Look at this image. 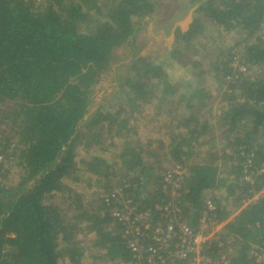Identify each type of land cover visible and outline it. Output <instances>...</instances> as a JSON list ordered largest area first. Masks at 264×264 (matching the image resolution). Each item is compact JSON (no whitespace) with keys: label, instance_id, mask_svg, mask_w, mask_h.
<instances>
[{"label":"trees","instance_id":"obj_1","mask_svg":"<svg viewBox=\"0 0 264 264\" xmlns=\"http://www.w3.org/2000/svg\"><path fill=\"white\" fill-rule=\"evenodd\" d=\"M175 4L194 9L187 29L176 22ZM158 10L165 17L159 27L175 38L161 41L156 53L146 48L158 40L145 23ZM211 27L243 35L240 58L233 47L198 48L215 39ZM115 52L119 64L112 66ZM177 68L190 77L181 87L171 77ZM107 72L123 80L122 102L132 109L153 102L157 109L171 103L183 109L179 117L163 109L174 130L168 157L184 168L182 179L175 178L183 221L206 233L222 225L205 255L259 264L251 251L264 248V0H0V264H128L134 252L113 209L124 200L157 218L165 213L157 204L170 206L168 169L152 167L147 157L154 153L146 150L161 151L164 142L144 146L134 139L132 116L102 109L90 115L93 89ZM212 87L220 107L204 115L216 96ZM87 125L133 140H124L117 154L119 173L108 149L118 148L116 141L105 146L98 140L103 133L90 135L82 183L91 189L102 181L104 194L84 203L64 182L79 181L76 140ZM202 152L203 162H195ZM9 160L18 171L10 185L4 183ZM60 194L74 206L70 217L54 201ZM95 248L99 255L88 258Z\"/></svg>","mask_w":264,"mask_h":264},{"label":"rangeland","instance_id":"obj_2","mask_svg":"<svg viewBox=\"0 0 264 264\" xmlns=\"http://www.w3.org/2000/svg\"><path fill=\"white\" fill-rule=\"evenodd\" d=\"M177 5V8L175 9V12L178 11V8L180 9V12L177 14L178 16H176L174 13L173 16H176V22H179L181 25L186 23L187 17L190 16L191 21L188 23L189 24L192 23L193 21V17H195V13L193 12L194 9H188L187 6L185 5H180V4H175L174 6ZM158 16H156V18H152V19H148L146 21V30L153 34L154 37L157 38L158 42L157 43H152L151 41H146V48L148 50H153L156 51V53H158L159 51L161 52L162 50V42L161 41H170L173 42L175 35L174 33L172 34L171 31H165V29H162L159 27V24H161L162 21L165 20L164 15H162L160 13V10H158ZM170 14V15H172ZM161 15V16H160ZM168 15V14H165ZM168 15V16H170ZM209 30L215 31L217 32L213 27L209 28ZM217 32L215 34V39H206L204 41H201L198 48L201 49V51L203 53L206 52H210V53H214V52H220L221 50H227V49H232L233 47V53L238 54L236 55L235 59L240 58V48L237 47L238 44L241 43L243 35L236 33V32H229V33H225L223 31ZM172 38V39H170ZM240 47H242V45H240ZM144 51V50H143ZM117 54L118 52H115L116 57L112 60L111 64L113 65H118V59L117 58ZM146 55V54H145ZM184 61V60H183ZM183 63V62H182ZM125 66L126 64H122L119 65L117 67V73L118 75L123 74L125 72ZM171 77L174 78L177 83L178 86H182L183 83H185L187 80H189V73L182 69V68H177L175 69L172 74ZM206 80L208 82H210L211 84V80H209V76H206ZM116 76L110 72H107L103 78L100 80L99 84L93 89V105L90 109V115H92L96 110L98 109H102V110H114L115 112L119 113L120 118H123L125 115L126 116H132L131 121L129 120L130 124L132 125V127H134L135 130H133V132L137 135L136 138L134 137V139H140V141L142 142V144L144 146H146L149 141L151 140V142L153 141H162L164 142L165 146L163 148V150L161 151H155V149L157 148H151V147H146V150L150 149L151 153H154L151 157H147L148 163L154 167V168H160V169H169L175 162H172V160L169 159L168 157V151H169V142L170 140H172V136H169L168 133L169 132H174V130L168 129L167 128V122H166V113L164 112V110H168L171 111L173 116L175 117H179L182 115L183 109L179 108L175 103L174 104H169L165 107H162V109H157V105L155 102L150 103V104H145L143 106H140V108L138 109H132L129 105L125 104V102H122V98H121V93H120V86L121 83L123 82V80L118 79V77L116 78ZM192 78V77H191ZM194 81V80H193ZM197 81V80H195ZM194 86V85H193ZM215 87H217V84L215 85ZM209 92L211 91L213 93V97L216 95L214 88L212 87L211 89L209 88L208 90ZM125 100V99H124ZM198 107L201 109V114H202V105ZM197 107V108H198ZM220 107V96H215L214 99L208 103L204 109V115H207L209 109L212 110V114H215L217 109ZM164 109V110H163ZM141 112V113H137V112ZM125 114V115H124ZM184 115V114H183ZM128 117V118H129ZM165 117V118H164ZM170 117H168L169 119ZM167 119V120H168ZM148 121V127H142L143 122ZM2 128V127H0ZM4 130H6L5 128H3ZM2 130V132L4 133V137H8L11 136V133ZM98 127L95 126H81L79 128V135L83 136L82 139H80L78 137V139L76 140V144H78V152L76 154V160H77V168H79L78 170H81L80 172H76V174H72L74 175L75 178H77L79 181L75 182L73 181V177H68L65 182L64 185L70 188H73L76 191H80V193L83 194V201L84 203H88L90 202L93 198H97L98 196H100L101 194H104V187H102V181L99 182V184L94 185V187H92L91 189H87L84 185V183H82L85 180V177L82 175V171H83V164L85 162H87V158H91V152L88 151L89 147L87 146V140L90 137L91 134L94 133H98ZM103 133V130L99 131V135H101ZM126 132H123V134ZM116 133L112 132V133H103L100 138H98V140L104 144L105 146H108V144L115 142L116 141V147H109L108 149H111V152L113 154V167L114 170H116L117 172H121V162H117L119 159L117 158V154L120 150L123 149L124 146V140H126V142H130L131 139L129 136H127L126 138L124 136L122 137H116L115 136ZM130 135H133V133H130ZM133 138V137H132ZM14 141V139H13ZM116 148V149H115ZM1 149V148H0ZM10 154V153H9ZM163 154L165 156H163ZM204 156H206V154H204L202 152L201 155H199L194 161L197 163L203 162V158ZM4 157H6L4 155ZM7 158V157H6ZM9 162H11V160H9ZM13 162V163H12ZM12 164H7L6 166L8 167V169L12 171V173H9L10 175L7 176V179L4 181L5 184H15L16 180L18 179V171L17 169L13 166L15 164L14 161H12ZM17 163V161H16ZM6 166L2 167L5 168ZM81 173V174H80ZM83 184V185H81ZM92 184V182H91ZM105 188L108 186V184L104 185ZM93 192L95 194H99V195H92ZM62 194H60L58 197H55L54 201L62 208V210H64V214L68 215L67 217H70V215L73 214V208L74 206L70 203V201L68 203H65V200L61 197ZM180 196V194H176V198H178ZM78 201H76L75 203H77ZM73 203V202H72ZM72 205V208H71ZM99 250L97 248L92 249L89 251V253L87 254V257L89 258L90 256H94L96 254H98ZM87 262H93L91 259H87ZM60 264H68L67 262H61ZM99 264V263H97Z\"/></svg>","mask_w":264,"mask_h":264},{"label":"built area","instance_id":"obj_3","mask_svg":"<svg viewBox=\"0 0 264 264\" xmlns=\"http://www.w3.org/2000/svg\"><path fill=\"white\" fill-rule=\"evenodd\" d=\"M236 66L244 70L243 65L238 62ZM1 159L2 157L0 161ZM183 174L184 168L179 164H173L168 169L166 181L171 189V203L164 208L158 204L155 206L157 211L165 212L157 218L150 209L130 208L124 200L119 201L121 209H113L114 215L122 219L123 238L128 240V246L134 252V261L128 264H230L226 255L210 259L204 253L222 225L206 233L204 229L198 232L193 230L183 221L179 209L183 194L180 192L178 180L175 179ZM176 194L180 196L176 198ZM208 208L213 210V204L208 202ZM251 254L257 263L264 264V248H255Z\"/></svg>","mask_w":264,"mask_h":264},{"label":"water","instance_id":"obj_4","mask_svg":"<svg viewBox=\"0 0 264 264\" xmlns=\"http://www.w3.org/2000/svg\"><path fill=\"white\" fill-rule=\"evenodd\" d=\"M190 21H191V18H190V16H189V17H187L186 23H185V24H182L183 29H187V28H188V23H189Z\"/></svg>","mask_w":264,"mask_h":264},{"label":"crops","instance_id":"obj_5","mask_svg":"<svg viewBox=\"0 0 264 264\" xmlns=\"http://www.w3.org/2000/svg\"><path fill=\"white\" fill-rule=\"evenodd\" d=\"M97 255H99V254H97ZM65 262H67L68 263V261H65ZM61 263V262H60Z\"/></svg>","mask_w":264,"mask_h":264}]
</instances>
